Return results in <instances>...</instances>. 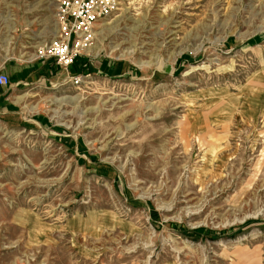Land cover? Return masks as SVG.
<instances>
[{
    "label": "rangeland",
    "instance_id": "1",
    "mask_svg": "<svg viewBox=\"0 0 264 264\" xmlns=\"http://www.w3.org/2000/svg\"><path fill=\"white\" fill-rule=\"evenodd\" d=\"M58 6L0 0V264H264V0H120L79 86Z\"/></svg>",
    "mask_w": 264,
    "mask_h": 264
},
{
    "label": "built area",
    "instance_id": "2",
    "mask_svg": "<svg viewBox=\"0 0 264 264\" xmlns=\"http://www.w3.org/2000/svg\"><path fill=\"white\" fill-rule=\"evenodd\" d=\"M119 5L120 0H59L58 36L38 49L37 58L68 73L69 67L93 38L95 29L117 11ZM87 76L69 74L68 79L79 86L88 80ZM8 85H11L9 75L0 72V86Z\"/></svg>",
    "mask_w": 264,
    "mask_h": 264
},
{
    "label": "crops",
    "instance_id": "3",
    "mask_svg": "<svg viewBox=\"0 0 264 264\" xmlns=\"http://www.w3.org/2000/svg\"><path fill=\"white\" fill-rule=\"evenodd\" d=\"M48 63H50L49 61H42V64H47L48 65ZM57 68H59L60 69V67H57L56 66V68L55 69H57ZM26 69H22L21 70V72H24ZM25 73V75H24V78L25 79H29V76H30V74L29 73H27L26 74V72H24ZM7 90H8V87L7 86H0V106H1V108L2 109H4V110H2L4 113H7V114H12L14 111L11 109V105H10V103H9V99H8V97H7V94H6V92H7ZM17 112V111H16Z\"/></svg>",
    "mask_w": 264,
    "mask_h": 264
},
{
    "label": "trees",
    "instance_id": "4",
    "mask_svg": "<svg viewBox=\"0 0 264 264\" xmlns=\"http://www.w3.org/2000/svg\"><path fill=\"white\" fill-rule=\"evenodd\" d=\"M48 64H49V63H48ZM53 67H54V69L56 68V66H53ZM48 68H51V67L48 66ZM50 70H51V69H50ZM172 225H173V224L170 223V226H172ZM200 230H201V229H198V230L196 229L195 232L199 234V233H201ZM206 232H207L206 234H208V233L210 234L212 231H211V230H206Z\"/></svg>",
    "mask_w": 264,
    "mask_h": 264
}]
</instances>
